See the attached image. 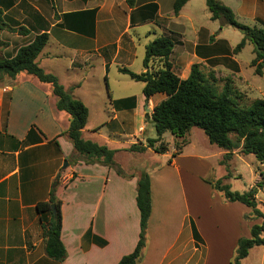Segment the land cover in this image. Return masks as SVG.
Listing matches in <instances>:
<instances>
[{"label":"crops","instance_id":"0c3cea01","mask_svg":"<svg viewBox=\"0 0 264 264\" xmlns=\"http://www.w3.org/2000/svg\"><path fill=\"white\" fill-rule=\"evenodd\" d=\"M174 1L136 0L129 8L125 0H0L3 21L28 31L26 36L0 32L3 56H10L5 55L12 52L10 49L14 56L37 35L47 34L48 41L36 60L38 66L86 106L82 138L116 151L114 162L123 174L86 163L74 151L66 134L69 115L56 109V98L48 85L25 73L14 79L5 77L0 81V264H117L133 252L138 241L140 216L135 198L141 172L149 176L151 213L145 248L136 264H207L208 257L199 263L201 244L192 230L194 227L198 235L201 233L194 195L192 199L197 178L190 175L185 183L179 164L190 141L175 157L174 146L167 149L161 165L124 172L126 166L115 158L118 152H127L131 143L118 147V139L102 138L100 132L108 125L123 129L126 116H135L143 124L140 135L146 124L144 115L164 100L161 94L146 100L143 88L139 93H128L124 85L129 84L119 78L127 77L119 69L134 72L136 62L142 69L134 73L144 72L145 46L162 36L173 42L168 62L179 79H187L191 66L199 65L212 71L221 87L229 81L232 88L247 96L240 85L249 87V73L255 75L250 67L253 46L247 42L243 48L251 45L250 59L242 56L243 49L235 54L237 42L225 32L228 26L220 28V23L211 19L206 0H189L176 16ZM217 1L232 11L238 23L264 28V0ZM112 73L116 84L113 93ZM102 82L106 95L110 94L106 105L111 117L90 125L96 98L105 96ZM118 84L123 87L117 88ZM111 134L119 136L117 131ZM132 142L145 144L139 139ZM52 190L61 202L60 239L66 251L61 263L45 256L35 211V205L47 201ZM220 221L222 233L228 235L226 245H222V253L215 247L208 250L230 258L241 237L230 228L229 217ZM211 262L224 261L217 258Z\"/></svg>","mask_w":264,"mask_h":264},{"label":"trees","instance_id":"16d2710c","mask_svg":"<svg viewBox=\"0 0 264 264\" xmlns=\"http://www.w3.org/2000/svg\"><path fill=\"white\" fill-rule=\"evenodd\" d=\"M136 0H125L129 8L134 7ZM189 0H175L173 15L176 16ZM206 7L213 21L220 23V28L228 26L238 30L242 39L233 49L239 53L248 42L253 46L254 58L250 67L254 74L262 75L264 68V28L249 27L238 23L232 11L217 0H206ZM28 35L23 28H12L2 18L0 11V32ZM48 41L47 34L37 35L33 41L20 47L14 56H0V81L5 77L14 79L25 73L38 82L48 85L56 98V109L69 115V127L66 132L74 151L89 164H100L112 168L117 175L122 171L114 162L116 151L106 146L98 145L82 138L88 109L79 100L72 98L59 84L57 78L44 72L37 64V58ZM4 44H1L3 46ZM173 49V42L168 37H158L145 46L143 58L144 72L134 73L128 69H119L132 81L143 83L142 94L146 100L156 94L165 98L156 105L152 113L145 114L147 123L152 124L156 139H148L145 144H131L125 151L129 153H144L150 149L156 154L167 152V146L162 143L165 133L174 137L175 153L180 154L186 145L185 138L191 129H200L210 145H214L230 156L238 151L243 155H252L264 166V98L248 100L247 96L230 86L225 81L223 87L217 89L218 81L214 73L202 66L192 65L187 79H179L171 70L168 58ZM152 67L153 69H149ZM180 141V142H179ZM156 145H158L156 147ZM260 181L247 192L239 194L231 192L227 185L218 181L213 187L222 193L228 202L240 203L252 210L253 216L259 220L250 228L249 238H240L237 242L236 255L230 264H241L249 251L254 247L264 246V214L258 208L256 195L258 189L264 186V170L259 171ZM136 207L139 211V237L135 249L129 255L120 259L117 264H136L140 260L146 244L147 224L151 213L150 184L146 172L138 176L136 189ZM51 206L55 212L52 213ZM42 228L43 251L47 258L61 263L66 258V251L60 239L61 233V202L54 196L52 190L45 202L35 205ZM193 236L201 242L195 228Z\"/></svg>","mask_w":264,"mask_h":264},{"label":"rangeland","instance_id":"374dc122","mask_svg":"<svg viewBox=\"0 0 264 264\" xmlns=\"http://www.w3.org/2000/svg\"><path fill=\"white\" fill-rule=\"evenodd\" d=\"M225 32L229 33L228 37H232V39H234L233 41L237 42V44L240 42L242 34L238 30L232 27H226ZM0 38L4 39V37ZM247 46L248 47L242 50L241 54L245 59H250L252 57V48L250 44ZM10 51L13 52L14 50L10 49ZM12 52L5 53V55H11ZM139 52L140 54L143 52L142 48L139 49ZM2 53L3 52L0 50V56L4 57ZM141 69V63L136 62L133 68L134 72H140ZM113 78L114 75L112 73L110 74L112 93L114 91V86H116ZM119 78H124L129 84H126V86L123 84L124 87L129 88L128 93L136 94L143 88V83L141 82H135L128 77H120V75ZM247 84L249 87H247L246 84L240 86L246 91L248 100L264 98V68L261 76L249 73ZM102 85L105 96L102 94V96L96 98L97 105L92 107L90 125H94L101 121H107L111 117L110 108L108 107V104L106 105V101L110 94L108 96L106 95L107 89L104 82H102ZM221 86L222 83L220 85L218 84L217 89L220 90L219 88ZM121 87H123L122 84H118L117 88ZM149 115L150 114H148V116ZM125 119L126 122L123 125V129L122 127L117 128V126L110 125L101 127V137L106 139L107 137H111L112 140L118 139L120 143V146L118 147H126L127 144H132V141L136 139L143 140L144 143L148 139H156L155 130L152 124L146 122L145 115L144 121L146 124L140 135L139 127L140 125H143L141 120L135 116H126ZM111 129L117 131L119 136H112L111 132L113 133V131ZM187 136L188 137H186L185 140H189L191 144L184 149L183 156L185 158H183L179 164L181 166L185 183H189L190 175L197 178V188L192 194V199L194 195L196 198L194 205L196 204L197 206V221L201 232H198V236L201 240V242H199L201 245H198L199 263L203 258L206 259V257H208L207 264H211V261L216 260L217 258H220V260L226 263L227 261H230L231 263L235 259L237 247L233 249L234 251L230 258L216 256L217 252L215 250L218 249V252L222 253V251H220L221 247L222 245H226L228 237L225 231L222 233L223 227L220 219H224L226 216L229 217L231 220L230 228H233L234 230L232 231H234L235 235H240L241 238H249L251 226L260 221L253 216L250 208L242 206L239 203L226 201L222 193L217 191L213 185L220 181L222 185H227L231 192H237L239 194L245 193L260 181L259 171L264 170V166L258 163L254 156L243 155L238 151H235L233 153L234 155L232 154L230 158L226 157L225 151L223 152V150L208 143L207 138L200 129H191ZM161 140L162 143L167 146L168 151H171L175 142L174 137L171 136L170 133H165ZM157 146L158 145H156V147ZM111 147L114 148V146ZM147 152L127 153L120 151L115 159L118 164L126 166L124 172L135 171L139 168L150 169L156 167V165L164 163L165 159L162 157V154H156L150 150L149 153ZM219 152H223V155L220 157L218 156ZM171 156L172 154L170 153L168 158L171 159ZM256 200L258 202V208L264 214V186H262L261 189H258ZM38 228L43 245L42 228L39 217ZM210 247H215V250L213 251L210 249L209 252L208 249ZM224 262H222V264H224ZM241 264H264V246L254 247L250 250L248 256L241 261Z\"/></svg>","mask_w":264,"mask_h":264},{"label":"water","instance_id":"95a60500","mask_svg":"<svg viewBox=\"0 0 264 264\" xmlns=\"http://www.w3.org/2000/svg\"><path fill=\"white\" fill-rule=\"evenodd\" d=\"M65 165H67V164H65ZM51 209H52V213H54L55 210H54V207L53 206H51Z\"/></svg>","mask_w":264,"mask_h":264}]
</instances>
